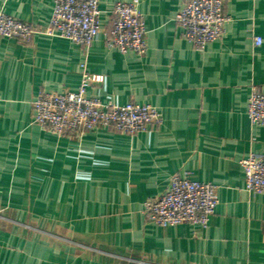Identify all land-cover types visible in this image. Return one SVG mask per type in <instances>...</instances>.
<instances>
[{
	"label": "crops",
	"instance_id": "crops-1",
	"mask_svg": "<svg viewBox=\"0 0 264 264\" xmlns=\"http://www.w3.org/2000/svg\"><path fill=\"white\" fill-rule=\"evenodd\" d=\"M129 1L100 0L102 33L85 48L49 34L54 0H0L36 32L0 37V264H264V196L241 166L264 154L247 115L252 89L264 93V0H225L224 35L202 51L176 22L189 0H140L144 56L105 43L114 5ZM85 70L103 77L88 96L150 105L162 122L63 137L36 124L37 96L77 92ZM174 176L216 186L207 227L145 220Z\"/></svg>",
	"mask_w": 264,
	"mask_h": 264
},
{
	"label": "built area",
	"instance_id": "built-area-1",
	"mask_svg": "<svg viewBox=\"0 0 264 264\" xmlns=\"http://www.w3.org/2000/svg\"><path fill=\"white\" fill-rule=\"evenodd\" d=\"M224 3L225 0H189L176 16L183 37L196 50L202 51L223 37L229 21ZM139 4L140 0H130L114 5L105 41L108 48L139 56L147 53L146 26ZM101 14L100 0H54L49 34L90 48L102 33ZM35 34L30 24L0 13V37L29 43ZM255 43L261 45V38H256ZM102 81V76L85 70L77 92L39 94L33 104L34 122L57 137L101 128L136 135L162 122L158 110L150 105H107L88 96V88ZM247 115L253 127H264V93L256 88L249 96ZM241 166L246 190L254 196H264V154L252 153ZM218 204L216 186L174 176L162 195L146 200L143 215L148 223L161 228L183 224L205 228Z\"/></svg>",
	"mask_w": 264,
	"mask_h": 264
}]
</instances>
